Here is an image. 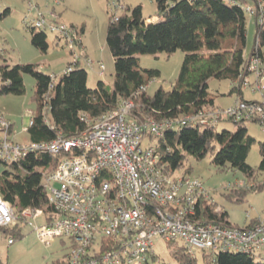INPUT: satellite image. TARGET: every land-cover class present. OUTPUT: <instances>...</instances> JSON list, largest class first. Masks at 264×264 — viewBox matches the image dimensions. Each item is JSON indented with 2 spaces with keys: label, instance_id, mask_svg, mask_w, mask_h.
Listing matches in <instances>:
<instances>
[{
  "label": "trees",
  "instance_id": "obj_1",
  "mask_svg": "<svg viewBox=\"0 0 264 264\" xmlns=\"http://www.w3.org/2000/svg\"><path fill=\"white\" fill-rule=\"evenodd\" d=\"M155 1L159 13L157 17L162 19L158 23H146L142 6L130 8L125 5L124 13L117 21L110 17L107 45L115 64L114 82L110 86L99 82L95 89H89L88 75L81 62L76 64L73 72L56 76L58 79L53 85L52 77L40 72L36 65H9L7 57H2L6 65L0 68V97L24 95V75H30L35 80L33 100L37 107L31 115L29 140L42 143L58 136L75 138L86 128L80 120L82 113L98 117L116 110L122 100L134 101L132 113L141 121L154 119L161 122L173 117L190 116L202 109L209 110L216 107L209 87L212 79L230 81L234 87L229 95L238 94L239 99L245 100L242 90L252 75L251 59L258 55L264 64V0H237L255 5L257 9V15L253 17L255 44L249 56L245 55L247 13L240 6L224 0ZM10 14V9H6L0 15V20ZM81 33L84 34V29ZM30 34L33 46L47 53V34L33 27ZM76 50L80 58L86 57L82 42ZM178 50L183 51L185 56L173 89L165 91L160 88L153 96L148 95L147 90L139 93L141 87L148 86L160 76L159 71L141 68L139 56L172 55ZM224 121L233 123L236 130L218 131V128L189 124L166 132L158 139L150 136L149 141L157 150L160 164L168 174L185 171L191 175L193 169L188 165L189 159L200 162L208 156L219 171L242 173L246 178L244 185L232 189L227 195L230 201L241 204L250 193L264 192V180L257 181L264 174V142L259 143L261 163L254 169L247 163L249 153L256 144L245 126L248 122ZM251 122L257 123L255 120ZM59 158L39 152L25 156L18 164L0 161V167L5 169L0 173V196L12 208L17 221L26 210H42L45 214L52 211L45 184L47 176L56 171ZM217 206L216 203L199 206L203 210V219L238 227L229 221L224 209L220 215H216L214 209ZM0 230L8 234L10 227ZM16 238H23L20 231L11 240L15 242ZM201 253L206 264H264L259 259L260 256L264 258V251L260 254ZM173 257L180 264H197L196 256L191 257L180 246L174 250ZM52 264L69 263L66 256Z\"/></svg>",
  "mask_w": 264,
  "mask_h": 264
},
{
  "label": "built area",
  "instance_id": "obj_2",
  "mask_svg": "<svg viewBox=\"0 0 264 264\" xmlns=\"http://www.w3.org/2000/svg\"><path fill=\"white\" fill-rule=\"evenodd\" d=\"M224 1L240 6L252 17L257 15L255 5ZM123 2L113 0L111 6L123 12ZM37 7L29 2L31 10L37 11ZM119 16L112 13V20L117 21ZM36 17L31 27L65 40L73 60L62 74L73 72L81 59L76 50L82 41L81 31L61 23L53 13L38 11ZM6 53L0 37V68L6 65L2 60ZM84 58L87 66L95 65L87 56ZM263 66L262 59L254 56L250 71L255 81L246 80L244 85L258 94L256 100L238 99L227 108L216 106L161 122L138 120L132 113L134 101L122 100L116 110L98 117L82 113L80 120L86 128L71 139L58 136L50 142L20 143L13 123L0 113V161L18 164L25 156L39 152L60 157L56 171L47 176L45 184L52 211L45 214L42 210H26L17 221L12 208L0 196V228L43 217L46 223L35 225L34 231L46 244L54 239L69 241V264H155L156 237L167 243L180 242L178 246L191 257L201 252L262 253L264 218L244 228L204 220L199 206L215 202L203 180L185 171L166 173L149 139L161 138L166 132L189 124L216 129L224 120L235 123L255 120L264 131ZM98 67L99 75L103 76L104 64L99 63ZM55 80L52 76L53 85ZM147 89L148 86H143L139 93ZM46 123L49 124L48 120ZM24 132L28 133V129ZM222 211L220 206L214 209L216 215ZM13 243L10 239L9 244ZM259 259L264 261L262 256Z\"/></svg>",
  "mask_w": 264,
  "mask_h": 264
},
{
  "label": "rangeland",
  "instance_id": "obj_3",
  "mask_svg": "<svg viewBox=\"0 0 264 264\" xmlns=\"http://www.w3.org/2000/svg\"><path fill=\"white\" fill-rule=\"evenodd\" d=\"M35 6H40L43 11L56 8L61 13V23L75 26L80 31L83 47L86 49L87 59L94 62V66H87L86 58H81V67L88 75L87 87L95 89L99 82H104L108 86L112 85L115 76V64L112 54L107 45V31L112 13L122 15L121 11H115L111 6L113 0H60L56 4L54 0H0V15L10 9L11 14L0 20V37L4 41L6 57L9 65L32 64L38 70L50 77L53 75L61 77L64 70L72 62L73 57L66 46L64 39H57L55 34L46 33L49 43L47 53H43L31 42V23L37 17L36 10L29 8V2ZM124 5L135 8L142 6L143 17L148 20L153 16H158V8L155 0H124ZM27 23V25L25 24ZM247 46L245 55L249 56L255 44L256 26L254 18L246 15ZM264 52V47H263ZM184 52L178 50L172 55L166 53L153 55H140L139 62L143 69L156 70L160 76L154 78L149 84L147 93L153 96L160 88L171 91L179 76L183 61ZM105 66L103 76L99 75L98 64ZM264 68V66H263ZM26 92L24 95H5L0 97V113L5 115L14 125L17 140L20 143L29 140L28 133L31 115L36 111L34 102L35 80L30 75L23 76ZM255 81V76L251 75L249 83ZM57 82V80H55ZM1 86V82H0ZM210 93L215 97V105L227 108L239 99L238 94L229 95L234 84L230 81H219L212 79L209 82ZM245 100H256L251 87H244L242 90ZM248 134L256 140L252 147L247 163L252 168L257 169L261 163L260 142H264V131L259 123H246ZM226 129L235 131L236 126L224 121L218 127V131ZM188 165L192 167V176L201 178L205 189L210 193L214 202L224 209L229 215V221L238 227H244L251 221H258L264 218V192L250 193L245 201L237 204L230 201L227 195L232 189L244 185L246 178L238 171H219L211 163L208 156L198 162L189 159ZM0 167V173L4 171ZM8 170H10L8 168ZM264 180V174L257 178V181ZM253 185V182H250ZM249 184V185H250ZM232 188V189H231ZM46 223L43 217L37 220H29V223L16 222L10 226L8 234L0 230V261L2 264H52L62 261L69 253L70 243L64 239H54L46 244L41 242L38 234L34 231V226H41ZM18 227H16L17 225ZM18 231L23 235L22 239H17L13 244H9L12 236ZM154 253L158 257L155 264H180L173 253L180 242L167 243L164 239L156 237L154 239ZM197 264H206L202 253H198Z\"/></svg>",
  "mask_w": 264,
  "mask_h": 264
},
{
  "label": "crops",
  "instance_id": "obj_4",
  "mask_svg": "<svg viewBox=\"0 0 264 264\" xmlns=\"http://www.w3.org/2000/svg\"><path fill=\"white\" fill-rule=\"evenodd\" d=\"M54 1H55L56 4H59L57 0H54ZM38 11H39V12H43V13H45V14L53 13V14H55V15L59 18V21L62 19V15H61V13H58L57 10H56V8L53 7V6H52L51 9H46V11H43V10L41 9V7L38 6V7H37V11H36V13H38ZM145 20H146V19H145ZM161 20H162V19H160L159 17H157V16H153V17H151L150 19L146 20V23H147V24H149V23H158V22H160ZM56 38H57V37H56ZM57 39H58V38H57ZM59 41H60V40H59ZM82 45H83V43H82ZM84 52H85V54H86V49H85V48H84ZM70 54H72V53L70 52ZM86 56H87V55H86Z\"/></svg>",
  "mask_w": 264,
  "mask_h": 264
},
{
  "label": "clouds",
  "instance_id": "obj_5",
  "mask_svg": "<svg viewBox=\"0 0 264 264\" xmlns=\"http://www.w3.org/2000/svg\"><path fill=\"white\" fill-rule=\"evenodd\" d=\"M124 13V11L122 12V14ZM82 32V31H81ZM82 34V33H81ZM82 42V41H81ZM83 59V58H82ZM53 76H55V75H53ZM56 77V76H55ZM57 78V77H56ZM58 79V78H57ZM248 101V100H247ZM250 101V100H249ZM29 136V135H28ZM232 189V188H231Z\"/></svg>",
  "mask_w": 264,
  "mask_h": 264
}]
</instances>
